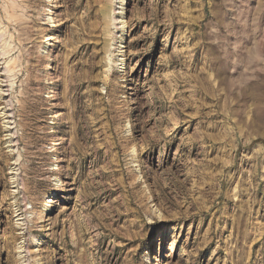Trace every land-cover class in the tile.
<instances>
[{
	"label": "rangeland",
	"instance_id": "obj_1",
	"mask_svg": "<svg viewBox=\"0 0 264 264\" xmlns=\"http://www.w3.org/2000/svg\"><path fill=\"white\" fill-rule=\"evenodd\" d=\"M56 1L0 0V264H264V0Z\"/></svg>",
	"mask_w": 264,
	"mask_h": 264
},
{
	"label": "bare ground",
	"instance_id": "obj_2",
	"mask_svg": "<svg viewBox=\"0 0 264 264\" xmlns=\"http://www.w3.org/2000/svg\"><path fill=\"white\" fill-rule=\"evenodd\" d=\"M55 3L56 4H55V6L52 9V11H51L50 14L56 13L61 8V1L57 0ZM54 25H56V23H54ZM54 48H55V42L54 41H51L50 42V47L47 50L48 61H49L47 67H50L51 66V63L50 62L53 59L54 53H55L54 52ZM159 66L164 67L166 65L165 64H160ZM62 160H64V158H63V156H60V158H58L57 162H61ZM49 219H50L49 214L46 213L45 216H44V218L42 219V221L46 222V221H49ZM43 230L44 231L49 230V223H46L45 224V227L43 228Z\"/></svg>",
	"mask_w": 264,
	"mask_h": 264
}]
</instances>
